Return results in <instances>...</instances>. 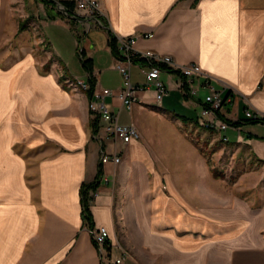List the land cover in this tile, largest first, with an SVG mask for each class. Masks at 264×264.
Wrapping results in <instances>:
<instances>
[{
    "label": "crops",
    "instance_id": "1",
    "mask_svg": "<svg viewBox=\"0 0 264 264\" xmlns=\"http://www.w3.org/2000/svg\"><path fill=\"white\" fill-rule=\"evenodd\" d=\"M99 1L115 35L153 33L138 36L136 47L197 62L226 97L220 115L235 123L226 131L228 142L264 166V122L244 119L247 107L264 114V0ZM53 4H46L50 12ZM5 7L0 0V37ZM57 15L44 21V32L48 23L69 29L80 68L54 51L57 58L43 64L47 70L51 62L46 73L38 72L31 54L0 66V264H101L80 201L82 184L93 181L92 225L108 230L109 257L126 253L122 264H264V206L232 199L228 186L218 189L185 130L200 124L210 92L204 77L196 79L198 93L190 99L183 78L162 71L168 94L159 106L151 89L132 109L106 96L119 121L134 124L140 137L118 142L119 164L102 163L113 143L91 118L88 92L71 82L79 77L91 79L96 90L120 89L109 33L87 18L70 25ZM131 72L133 81H143L136 67Z\"/></svg>",
    "mask_w": 264,
    "mask_h": 264
},
{
    "label": "built area",
    "instance_id": "2",
    "mask_svg": "<svg viewBox=\"0 0 264 264\" xmlns=\"http://www.w3.org/2000/svg\"><path fill=\"white\" fill-rule=\"evenodd\" d=\"M67 1L71 4L72 14L79 18H87L107 28L103 22L105 14L99 0ZM107 30L109 39L113 37L115 40V68L122 77V85L116 92L108 88L93 89L88 100V110L92 120L96 123L97 128L99 127L103 130L106 138L113 143V152L101 155L100 161L102 163L112 162L113 164H119L122 159V153L117 148L118 142L127 143L140 137L134 124H124L119 121L118 113L110 109L104 98L106 96H115L120 100L121 106L132 109L135 104L144 102L141 93L151 89L153 91V105L159 106L164 96L168 94V88L160 77L162 71L179 74L183 78L181 86L183 93L190 99L198 93V89L194 87L196 79L200 76L204 77L203 84L210 89V92L205 94L203 98L198 121L204 128L217 132L221 141L228 142L229 137L226 131L234 124L220 117V110L226 101V97L223 95L222 90H217L211 86L209 76L202 72L197 62L179 63L171 55L162 54L153 49L141 50L136 47L138 36L148 39L153 36V33L118 36L108 28ZM132 67L137 68L143 77L142 82L133 81ZM71 84L86 92L91 88V84L87 79L79 77H75ZM244 119L264 122V114L247 107L244 110ZM95 194L96 192H90L91 196ZM88 231L100 254L101 264L123 263L125 252L113 259L107 255L106 248L109 243V232L105 227L88 226Z\"/></svg>",
    "mask_w": 264,
    "mask_h": 264
},
{
    "label": "rangeland",
    "instance_id": "3",
    "mask_svg": "<svg viewBox=\"0 0 264 264\" xmlns=\"http://www.w3.org/2000/svg\"><path fill=\"white\" fill-rule=\"evenodd\" d=\"M55 1L63 6L61 0ZM46 4L42 0H6L5 28L0 37L1 67H8L12 61L31 54L38 72L46 73L51 68V62L47 70L43 64L50 56L57 58L52 53L54 51L59 53L72 69L80 68V48L75 46V37L71 31L62 25L48 23L45 26L46 34L43 27L49 16L58 14L61 18L68 19L70 25L74 24L73 18L63 13L59 4L55 3L54 12H50ZM17 27L24 30L17 32ZM47 36L51 37L54 46ZM56 64L58 68L63 69L58 60ZM134 75L133 80L136 79ZM129 118L126 111L121 112L122 121ZM185 127L188 135L204 153L213 174L217 175L220 182L218 189L228 186L232 199L241 198L249 204L264 206V166L253 163L244 151L233 143L221 141L219 134L212 129H206L197 123H188ZM22 150H25L26 155V146L23 145ZM262 237L264 238V232Z\"/></svg>",
    "mask_w": 264,
    "mask_h": 264
},
{
    "label": "trees",
    "instance_id": "4",
    "mask_svg": "<svg viewBox=\"0 0 264 264\" xmlns=\"http://www.w3.org/2000/svg\"><path fill=\"white\" fill-rule=\"evenodd\" d=\"M42 1H44L47 4L54 5L53 4L54 0H42ZM61 4H63V6L65 7V9L68 13H71V14L73 13L71 8H70L71 4L67 0H61ZM110 44H111L113 52L115 53V40L113 37L110 39ZM90 83H91V88L88 91L89 97H91V93H92V90L94 87L93 81L91 79H90ZM220 117L222 119H224L221 115H220ZM224 120H226V119H224ZM249 121L250 122H258L256 120H249ZM233 124L235 125V123H233ZM97 184H98L97 181L85 183V184H82L81 189H80V195H81L80 201H81V206H82V214H83V218H84L85 223L89 227H93L92 221H91V214H90V210H89V205H90V202L92 200V196L90 195L89 190L95 189L97 187Z\"/></svg>",
    "mask_w": 264,
    "mask_h": 264
},
{
    "label": "water",
    "instance_id": "5",
    "mask_svg": "<svg viewBox=\"0 0 264 264\" xmlns=\"http://www.w3.org/2000/svg\"><path fill=\"white\" fill-rule=\"evenodd\" d=\"M55 1V0H54ZM56 4H59V7L61 8L62 12L65 13L68 17L76 19V20H80V18L74 14L68 13L66 11V9L64 8V6L60 5V3L58 1H55Z\"/></svg>",
    "mask_w": 264,
    "mask_h": 264
}]
</instances>
